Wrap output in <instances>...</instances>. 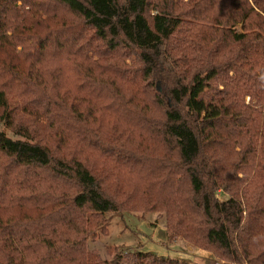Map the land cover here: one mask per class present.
I'll list each match as a JSON object with an SVG mask.
<instances>
[{
  "label": "trees",
  "instance_id": "16d2710c",
  "mask_svg": "<svg viewBox=\"0 0 264 264\" xmlns=\"http://www.w3.org/2000/svg\"><path fill=\"white\" fill-rule=\"evenodd\" d=\"M117 211L264 264V0H0V264H127Z\"/></svg>",
  "mask_w": 264,
  "mask_h": 264
},
{
  "label": "rangeland",
  "instance_id": "374dc122",
  "mask_svg": "<svg viewBox=\"0 0 264 264\" xmlns=\"http://www.w3.org/2000/svg\"><path fill=\"white\" fill-rule=\"evenodd\" d=\"M236 30L241 31L240 26H237ZM128 66L130 70H133L138 67V64L132 63ZM244 99L245 102H249V96H245ZM6 133L10 135L8 131ZM218 197L223 200L226 195L219 192ZM104 219L107 221L104 232L87 240L89 250L96 251L103 259L111 258L107 251L108 247H111L123 254V260L127 264H132L134 252L177 258L191 264H210L213 260H220L180 238L169 240L163 213L151 211L107 212Z\"/></svg>",
  "mask_w": 264,
  "mask_h": 264
},
{
  "label": "built area",
  "instance_id": "2783aa9c",
  "mask_svg": "<svg viewBox=\"0 0 264 264\" xmlns=\"http://www.w3.org/2000/svg\"><path fill=\"white\" fill-rule=\"evenodd\" d=\"M212 264H228V263L224 260H215L212 262Z\"/></svg>",
  "mask_w": 264,
  "mask_h": 264
}]
</instances>
